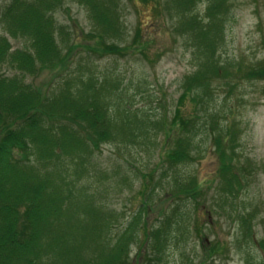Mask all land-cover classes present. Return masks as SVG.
I'll list each match as a JSON object with an SVG mask.
<instances>
[{"label": "rangeland", "instance_id": "rangeland-1", "mask_svg": "<svg viewBox=\"0 0 264 264\" xmlns=\"http://www.w3.org/2000/svg\"><path fill=\"white\" fill-rule=\"evenodd\" d=\"M9 1L0 0V12ZM77 1L67 0L52 13L53 24L61 26L67 34L63 37H68L61 44L63 54L73 47L66 56L68 61L72 58L69 67L66 71L57 68L27 73L24 82L39 92L40 100H48L44 105L56 114V121L60 110L71 115L67 92L79 95L77 89L82 83L78 78L83 76L90 77L89 92L107 89V103L153 124H149L150 139L140 145L102 143L86 166L84 177L72 184L81 196L68 200L74 202L73 207L60 209L53 230L75 246V264H103L112 258L119 242L116 237L129 228L133 213L139 215L134 218L133 228L146 232L162 221V216L178 214V231L168 239V248L158 264H196L202 260H206L205 264H264V0H222V9L228 10L222 16L226 19L224 39L213 50H217L218 62L231 74L229 79L234 77L238 84L230 88L229 79L221 80V84L219 81L212 105L240 132L236 137L238 145L226 143V153L220 151L217 155L209 124L205 132H197L192 146L194 159L181 165L179 173L184 179L193 178L202 194L185 200L181 196L166 198L165 191L175 174L162 163L166 142L160 125L154 122L165 114L167 119L172 117L183 92L184 77L197 69L193 53L198 48L182 31L196 20L195 16L201 17L203 24L210 22L211 16L207 18L205 10L214 0H182V6L176 4L179 7L172 3L179 0H171L166 8V0H112L113 12H117L112 17L118 30L108 38L122 50L103 57L97 50L99 39L88 37L90 31L95 32L92 13ZM0 36H5L10 46L6 61L4 58L0 62V76L17 77L22 82L17 92H23V70L9 56L20 55L17 50H23L29 41L11 37L4 23H0ZM57 41L60 42L59 34ZM245 71L251 75L249 78H244ZM187 105L188 111L193 110L192 103L187 101ZM45 126L49 132L55 128L52 124ZM20 154L19 149L13 151V155ZM225 164L233 166L239 181L236 185H241L234 196L219 190L218 167L225 168L224 174L233 173L231 169L226 171ZM63 168L80 172V166L74 163ZM149 172H154L155 180L151 192L143 198L142 174ZM68 180L73 182L76 177ZM68 213L71 214L67 216ZM240 214L245 215L247 221H242L250 229L241 227ZM90 228L103 231L93 244L84 238ZM123 242L117 264L146 262L150 239L141 235L137 241L131 235Z\"/></svg>", "mask_w": 264, "mask_h": 264}, {"label": "trees", "instance_id": "trees-1", "mask_svg": "<svg viewBox=\"0 0 264 264\" xmlns=\"http://www.w3.org/2000/svg\"><path fill=\"white\" fill-rule=\"evenodd\" d=\"M66 1L11 0L0 12V23L7 26L8 34L16 39L24 37L29 41L23 50L16 49L20 55L13 53L9 56V60L17 62L16 67L23 70V92H17V85L22 83L17 77L10 79L5 75L0 76V264H75V246L71 241L62 239L58 230H53L59 220L60 209L65 208L67 201L72 197L81 196L78 195L79 190H73L72 184L84 177L86 166L102 143L140 145L150 139L149 124L153 121L138 119L134 113L122 111L110 101L107 103L104 97V90L107 89H103L102 93L98 89L89 92L87 80L79 78L82 83L77 89L79 95L73 96L70 91L67 92L72 107L71 115L68 116V112L60 110L56 121V114L44 105L48 100L44 101L45 97L40 100L39 92L35 91L31 84L24 82L27 73L37 74L44 69L63 70L68 67L70 61L62 53L63 48L56 41V33L64 43L68 37H63L67 34L62 32L61 26L53 24L52 16ZM170 1L166 0L167 6ZM77 2L92 13L100 52L107 54L112 50L111 53H119L122 49L118 45L115 47L108 38L110 33L118 30L112 17L117 14L113 12L115 6L111 4L112 0ZM172 3L175 6L183 4L182 0ZM223 4L222 0H214L205 10V16H211L210 22L203 24V19L195 16L196 20L182 31L198 48L193 53L197 69L184 77L183 92L176 102L172 117L167 119L165 114L154 122L155 125H160L158 128L166 142L162 163H166L167 170H173L175 174L165 191L166 198L181 196L185 200L188 196L196 197L202 194L199 184L193 178L184 179L179 173L181 165L194 159L192 146L197 132H205L209 124L217 155L220 151L226 153V143L238 145L236 137L240 132H236L234 125L228 123V118L220 116L222 111L212 105L213 101L215 102L214 96L217 95V87L220 86L217 83L220 81L221 84V80L229 79L231 75L223 64L218 62L215 56L217 50H213V47L221 44L224 39L226 19L222 16H225L228 10L222 9ZM212 33L215 35L209 37ZM9 48L7 38L0 36V62L8 57L6 52ZM144 56L146 58V55ZM250 76H247L245 71L244 78ZM229 82L232 84L230 88L238 84L234 77H231ZM100 96L101 100H97ZM187 101L193 104V110L188 111ZM200 112L204 115L200 116ZM220 120L222 124L219 126ZM45 124H52L55 128L49 132ZM15 149L21 150V154L13 155ZM229 159L232 160V157ZM220 162H223V157ZM69 163L80 166V172L64 169V165ZM225 165L227 172L230 169L233 172L231 164ZM222 170L218 167L216 175L220 192L228 196L238 194L241 185H236L239 183L236 175L234 172L224 174L225 168ZM142 175L145 179L141 187L144 198L151 192V183L154 182L155 176L154 172ZM70 177H76V180L71 182L68 180ZM69 214L71 213L67 216ZM177 215H165L164 218L162 216V221H158L152 230L146 232L136 229L137 227L133 228L134 218L139 216L138 213H133L128 221L129 228L116 237L119 242L115 250L113 249V257L105 260L103 264L118 263L120 247L131 235L137 241L141 235L151 240L150 253L146 251V262L143 263L158 264L168 248V239L174 238L178 231ZM240 218L242 219L238 221H241V227L250 229L251 226H246L244 222L247 221L245 215L240 214ZM130 227L135 230L134 233ZM86 232L87 236L84 238L92 244L103 234L102 229L98 231L94 228ZM124 237L126 238L122 240ZM42 238L44 240L40 242ZM49 239L53 243L49 242ZM205 262L206 260H202L196 264Z\"/></svg>", "mask_w": 264, "mask_h": 264}]
</instances>
